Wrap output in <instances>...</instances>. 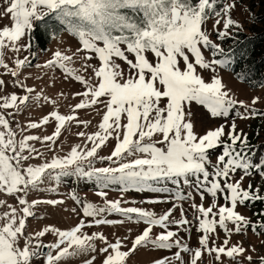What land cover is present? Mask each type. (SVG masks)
<instances>
[{
  "label": "snow or ice",
  "instance_id": "6c2138e0",
  "mask_svg": "<svg viewBox=\"0 0 264 264\" xmlns=\"http://www.w3.org/2000/svg\"><path fill=\"white\" fill-rule=\"evenodd\" d=\"M3 3V16L10 18L11 24L0 27V66L15 78L14 84L25 94L13 92L0 96V194L14 197L19 205L0 199V209H4L0 211V264H32L37 259H43L44 264H73L76 257H90L81 264H94L98 254L103 255L101 264H126L139 247L148 246L177 249L172 257L155 259L152 264H172L173 259L179 264H198L204 253L215 254V260L220 262L221 256L237 260L246 253L248 250L242 243L229 246L230 237L248 227L264 229V221L253 222L237 211L238 205L264 201L259 188L253 190L251 184L247 188L242 184L244 175L253 168L261 170L264 177V163L252 164L244 155L248 138L237 131L234 120L230 125L221 124L198 135L187 118L191 112L186 111L195 102L206 107L212 117L227 118L237 106L245 108L246 114L237 111L240 118L264 115L253 107L259 102L258 96L252 99V105L237 100L216 75V66L226 65L230 57L211 38L207 24L213 21L212 31L221 41L231 35L233 27L241 28L231 16L235 0H3ZM60 31L77 38L80 46L71 54L54 51L45 66L58 67L65 78L70 77L83 86L82 92L74 94L82 99L73 106V113L101 105L103 115L96 132L77 133L82 143L75 144L64 155L46 158L35 142L55 152L56 142L68 123L75 121L77 126L85 128L90 123L58 110L39 120H30L25 126L15 121V116L31 99L56 103L43 92L33 97L35 89L19 77L22 69L31 66L34 44ZM6 49L17 54L13 65L5 62ZM21 51L28 55L20 58ZM80 53L84 55L80 57L81 68L77 69L73 65ZM148 53L154 61L148 58ZM93 58L99 61L98 66L88 63ZM118 60L127 65V70ZM89 68L91 76H87ZM198 68L211 72L210 80L206 81ZM240 78L245 77L240 74ZM5 86V81L0 79V90ZM50 119L55 122L51 134H27L31 129L47 125ZM157 136L160 138L155 139ZM110 138L116 141L110 154L99 155ZM216 148L222 151L213 162L209 152ZM37 159L41 162H30ZM97 161L106 163L97 167ZM237 170L244 175L233 181ZM65 177L94 181L100 189L97 195L104 198L103 205L81 200L73 192L72 198L82 208L83 218L78 223L68 229L47 225L28 232L27 221L35 216L33 209L37 205L64 203L62 199L29 200V194L57 191ZM160 181L183 182L198 190L201 203L193 202L190 206L194 220H189L182 205L175 203L173 208L157 215L142 207H124L127 201L121 198L107 199L105 189L111 185L120 186L121 192L167 191L153 187ZM205 191L212 197L207 207L203 203ZM218 194L223 196V205L217 203ZM183 199L182 193L176 194L175 200ZM177 207H180L179 219L173 217ZM112 214H121L127 220L135 218L146 225L127 250H122L127 236L116 237L112 242L103 232L84 231L97 225L125 222L108 219ZM193 223L199 233L196 247L179 236L181 229L187 232L190 229L186 226ZM229 224L233 227L229 228ZM156 226L162 231L153 237ZM217 228L225 233L219 245L213 239L218 238ZM47 234L55 237L54 242L43 241ZM182 253L189 255L187 261ZM246 259L251 262L252 256ZM260 260L264 264V256Z\"/></svg>",
  "mask_w": 264,
  "mask_h": 264
},
{
  "label": "rangeland",
  "instance_id": "374dc122",
  "mask_svg": "<svg viewBox=\"0 0 264 264\" xmlns=\"http://www.w3.org/2000/svg\"><path fill=\"white\" fill-rule=\"evenodd\" d=\"M231 2V0H229ZM5 5L3 0H0V27L8 26L11 24V20L8 17L3 16V9ZM264 12V0H235V7L231 11V16L234 20L238 21L242 26L241 28L233 27L230 29L231 34L237 30H243L249 32V28L253 26L257 20V16ZM213 21L209 20L207 24L208 31L213 40H218L216 33L212 31ZM260 26V25H259ZM222 28V24L220 26ZM80 45L77 38L72 36L68 32H63L60 36L55 37L53 41L48 45L45 51L40 49H35L33 47L32 51L35 52L34 57H30L31 66L26 67L21 70V75L19 79L23 80L27 86L33 87L35 92L32 96H35V93L43 92L44 95L49 97L50 100H55L56 103L52 104L50 102H45L43 100L31 99L26 107L15 116V121L19 122L22 126H25L30 120H39L44 115L50 113L51 111L58 110L61 114L71 115L75 114L79 120L90 121L88 126L85 128L83 125L77 126L76 122H70L66 125V129L62 130V134L56 142V151L49 152L45 148H42L39 142H35L36 147L40 148L41 151L45 152L46 158H51L53 155H64L70 148L75 144L82 143V138L77 136V133L80 131H85L86 133H93L98 130V125L101 122L103 115V108L101 105H96L84 110H76V113L72 112L73 106L80 102L82 99L79 96L74 94L77 92H82L83 86L72 78H65L63 70L58 67H46L45 62L48 59L52 58V53L56 50H61L68 52H74L76 48ZM20 58L28 55L27 52L21 51L19 54ZM84 53H80L78 57L75 58L74 67L77 69L81 68L80 57ZM148 58L154 61V57L151 53H148ZM17 54L11 51L10 49L5 50V62L9 65H13L14 60ZM205 56H209V53L206 51ZM133 58V57H129ZM118 63L127 70V65L118 60ZM88 63L98 66L99 61L96 58H93ZM181 67L183 68V62L181 61ZM200 72L205 80H210L212 73L207 70L197 69ZM91 68L88 69L87 76H91ZM216 75L222 78L223 83L226 85V88L231 91V95L237 100L245 101L246 104L252 105V99L254 97H259V102L253 107L258 109L260 112H264V85L259 87H251L245 82L239 81L232 72L226 70L220 65L216 66ZM0 79L5 81V87L0 90V96L8 95L13 92H16L20 95H24L25 92L23 89L17 87L14 84L15 78L10 74H7L6 70L0 66ZM63 94V95H61ZM99 109V111H98ZM186 111L191 112V116L187 117L190 119L194 125V131L198 135H203L206 131L214 129L221 124L230 125L233 120L237 125V131H242L247 135L248 140L255 142H262L264 140V115L248 116L247 118H240L236 115L237 111L242 114H246L245 108L237 106L236 109H233L232 113L227 118L223 117H212L206 107L199 105L193 102ZM15 127V123H13ZM55 122L50 119L47 125L42 126L39 129H31L27 134L34 135H49L54 131ZM227 130V128H226ZM157 136L155 139H159ZM226 139V137H225ZM116 141L114 138H110L99 150V155L106 156L110 154L113 149ZM91 146V145H90ZM239 146V145H238ZM222 151L221 148H216L210 150L209 156L213 162H215L216 157ZM33 164H38L40 160L30 161ZM106 162L97 161L96 166L102 167ZM211 171V168L209 169ZM244 175L243 171L237 170L232 176V180H239L240 177ZM193 179L194 178H190ZM46 185L48 182H45ZM243 187L247 188L249 184L252 185L253 190L259 188L260 195L264 194V179L260 178V174H248L244 175L242 181ZM154 188H165L167 191H153L152 189H129L128 191L121 192L120 186L111 185L105 191L108 192L107 199L115 200L121 198L123 201H127L122 206L124 207H142L151 211H154L157 215L163 214L168 209L173 208L174 203L182 205L185 215L189 220H194L193 210L190 207L193 202L196 204L201 203V197L198 193V190L195 187L190 186L181 182L180 184H174L171 181H160L153 185ZM100 191L99 187L92 180L79 179L76 177H65L59 183L57 191H42V192H31L28 196L29 200L33 199H62L63 204L56 206H51L48 204L37 205L33 211L35 212L34 217H30L27 221V231L33 232L40 230L44 226L54 225L61 229H68L74 226L79 222L82 216V208L80 204L72 198V193L75 192L81 200H86L97 205H103L104 198L97 195ZM177 193H182L184 196L183 200H175ZM191 197V198H189ZM0 199H6L8 203L13 204L14 206L19 207L14 197H9L0 194ZM160 200L162 202H153ZM203 203L205 207L209 206L212 203V197L205 191ZM218 205H223L225 203L223 196L218 194L217 198ZM258 203L251 201L247 202L245 205H238L237 211L246 217L250 218L251 221L257 222L261 221L258 216L257 207ZM76 209L75 212L72 209ZM4 209H0L3 211ZM216 211V209H214ZM173 217L176 219L180 218V207H177L173 212ZM108 219L114 220H124L122 224L114 225H97L89 228H85L84 231L91 234L92 232H103L109 239V241L114 242L116 237L124 238L125 236L128 239L124 242V247L122 250H127L131 247L132 240L136 235L140 234L146 225L142 222H137L136 219L127 220L121 214H112L107 216ZM90 219V218H85ZM190 230L184 231L181 229L179 231V236L184 239L185 243H188L192 247L198 245V230L193 223L190 226H186ZM233 225L229 224V228H232ZM175 230V226H172ZM162 229L159 226L153 228V237L161 232ZM217 237H213L217 245L221 244L225 239V233L222 229L217 228ZM45 243L54 242L55 237L52 234H47L42 238ZM23 243V242H21ZM211 243V242H210ZM242 243L243 247L248 251L242 256H239L237 260H232L226 256H221V261L217 262L215 260V254L208 255L204 253L201 257V261L198 264H261L260 258L264 256V233L253 230V228L248 227L246 230L241 233H233L230 237V244ZM97 246L100 247L101 243L97 241ZM177 251L176 248L171 250L166 249H155L151 246L148 247H139L138 250L130 255L127 259L126 264H152L155 259L161 257H172L173 253ZM184 260L189 259L188 254L182 253ZM248 255L252 256V261L249 262L246 257ZM90 257H76L73 258V264H81L83 259ZM103 260V255H97V259L94 264H101ZM38 264H44L43 259L34 260ZM63 264V262H62ZM172 264H179V261L172 260Z\"/></svg>",
  "mask_w": 264,
  "mask_h": 264
},
{
  "label": "trees",
  "instance_id": "16d2710c",
  "mask_svg": "<svg viewBox=\"0 0 264 264\" xmlns=\"http://www.w3.org/2000/svg\"><path fill=\"white\" fill-rule=\"evenodd\" d=\"M63 32L66 31L56 32L54 35H47L39 39L34 44L35 49L45 51L53 39ZM216 42L222 45L225 54L230 57L229 62L226 65H220L221 67L232 72L239 81L245 82L251 87L264 85V12L257 16V20L249 28V32L237 30L224 40H216ZM217 58L224 59V56ZM240 74H243L245 78L241 79ZM244 155L252 164L264 163V140L257 143L249 139L248 150ZM260 171L253 168L249 174H260ZM260 178L264 179L261 174ZM254 202L258 203L257 213L261 221H264V215H261L264 213V201ZM255 230L264 233V229L256 228Z\"/></svg>",
  "mask_w": 264,
  "mask_h": 264
},
{
  "label": "built area",
  "instance_id": "2783aa9c",
  "mask_svg": "<svg viewBox=\"0 0 264 264\" xmlns=\"http://www.w3.org/2000/svg\"><path fill=\"white\" fill-rule=\"evenodd\" d=\"M32 264H38L37 262L33 261Z\"/></svg>",
  "mask_w": 264,
  "mask_h": 264
}]
</instances>
